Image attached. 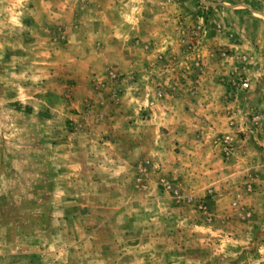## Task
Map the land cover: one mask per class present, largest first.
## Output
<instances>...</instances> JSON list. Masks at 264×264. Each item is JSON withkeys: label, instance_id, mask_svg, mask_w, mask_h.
Segmentation results:
<instances>
[{"label": "rangeland", "instance_id": "374dc122", "mask_svg": "<svg viewBox=\"0 0 264 264\" xmlns=\"http://www.w3.org/2000/svg\"><path fill=\"white\" fill-rule=\"evenodd\" d=\"M245 28L264 0H0V264H264L252 187L206 171L241 117L184 101Z\"/></svg>", "mask_w": 264, "mask_h": 264}, {"label": "crops", "instance_id": "0c3cea01", "mask_svg": "<svg viewBox=\"0 0 264 264\" xmlns=\"http://www.w3.org/2000/svg\"><path fill=\"white\" fill-rule=\"evenodd\" d=\"M244 19L246 20L245 24H247L248 19V22H251V18L248 16ZM242 35L246 36L245 45L242 49L243 61L239 63L233 61L232 56H228L226 61L229 65L224 66L221 64L220 59H223L221 56L213 54L211 58L207 57L205 61L209 63L207 69L210 75L209 78H204L203 84L200 85L201 88L204 86L202 88L204 90L199 91L194 97L185 96L187 99L185 98L184 101L190 99V104H193L194 107L193 110L200 115L208 114V123L205 121L200 123V128L204 129L203 133H207V130L211 134L218 130H231V128L226 129V122L223 123L225 117H220L224 112L223 110L229 112L231 110L236 117L240 115V124L243 126L238 132L242 131L244 136H235L233 151L225 164L218 162L216 170L211 172L207 170L208 168L205 169L210 176L209 178L216 179L215 183L217 184L224 178L230 179V184L238 180L252 187V192L249 195L243 194L244 186L240 188L241 193L237 189L231 194L237 195L239 193L242 195L245 209L250 214L248 219L253 228L259 229L261 226L264 227V29L259 28L255 31L254 28H245ZM260 35L262 39L250 40V38ZM150 57L153 58V55L145 56L149 60ZM137 59V57H133L129 65L117 63V74L135 75L134 72L138 71L139 66ZM237 63H245L246 67H242L241 71ZM89 70L96 71L93 68ZM239 76L241 77L239 80L248 82L249 89L242 91L240 98L242 103H238L237 106V102L233 104L234 101L231 99L234 95L233 90L238 91L240 86L239 81H234ZM202 102H204V106H202ZM228 119L227 116L226 120ZM228 210L232 213L234 211L233 209Z\"/></svg>", "mask_w": 264, "mask_h": 264}, {"label": "built area", "instance_id": "2783aa9c", "mask_svg": "<svg viewBox=\"0 0 264 264\" xmlns=\"http://www.w3.org/2000/svg\"><path fill=\"white\" fill-rule=\"evenodd\" d=\"M248 88H249V84L247 81H243L240 84L241 90L245 91ZM231 142H232V137H230L229 135H224L223 137L218 139V143L221 145L224 152H228L230 150L232 144Z\"/></svg>", "mask_w": 264, "mask_h": 264}]
</instances>
